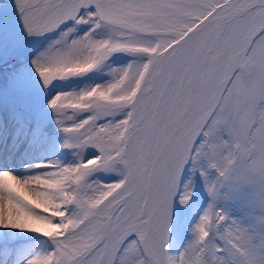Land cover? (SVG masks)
<instances>
[{
  "label": "snow or ice",
  "instance_id": "obj_1",
  "mask_svg": "<svg viewBox=\"0 0 264 264\" xmlns=\"http://www.w3.org/2000/svg\"><path fill=\"white\" fill-rule=\"evenodd\" d=\"M0 264H264V0H0Z\"/></svg>",
  "mask_w": 264,
  "mask_h": 264
},
{
  "label": "rangeland",
  "instance_id": "obj_2",
  "mask_svg": "<svg viewBox=\"0 0 264 264\" xmlns=\"http://www.w3.org/2000/svg\"><path fill=\"white\" fill-rule=\"evenodd\" d=\"M56 155H62L61 153H59L57 150H55V147H53L52 150H48V151H45V150H37L33 156H32V159L33 160H37V159H34V158H44V159H49L51 158L52 156H56Z\"/></svg>",
  "mask_w": 264,
  "mask_h": 264
}]
</instances>
